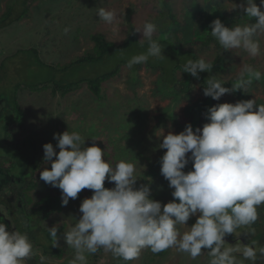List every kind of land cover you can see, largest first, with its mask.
<instances>
[{
	"label": "clouds",
	"instance_id": "clouds-1",
	"mask_svg": "<svg viewBox=\"0 0 264 264\" xmlns=\"http://www.w3.org/2000/svg\"><path fill=\"white\" fill-rule=\"evenodd\" d=\"M223 2L231 4L226 10H239L244 14L240 19L246 17L248 22L230 28L217 18L209 25L208 33L223 51L240 49L251 58L259 57L264 0L259 6L256 0ZM96 16L108 25L118 19L115 10L105 7H98ZM251 18L256 22L249 23ZM63 31L67 35L71 29L65 27ZM134 31L142 34L140 41H146L148 47L144 53L132 56L127 68L146 63L150 57L166 58L164 47L153 38L157 31L154 22L145 21L142 28L134 26ZM212 68L213 64L202 57L188 59L183 73L199 79L200 72L210 73ZM262 77L264 73L254 66L243 64L230 88L209 75L203 95L219 101L238 90L251 93L253 82ZM257 100L255 96L208 107L202 128L193 130L188 123L178 134L169 131L165 135L163 128L156 131L155 135L162 138L158 148L166 149L159 161L160 172L173 189L172 200L167 203L151 198V182L137 187V166L127 158L112 164L96 144L85 147L86 139L79 131L54 133L55 147L52 143L43 145V161L50 164V169L40 171V180L61 191L62 206L77 199L82 190L92 191L91 197L79 205V218L70 216L72 223L62 234L73 250L69 264H87L88 255L101 250L125 264H132L145 249L153 254L174 249L193 260L206 254L207 264H257L264 258V246H258L255 240L243 244L237 239L235 245L225 240L228 235H255L252 225L264 205V103ZM190 162L192 168L185 172ZM106 180L114 182V187L106 188ZM193 217L195 222L188 226ZM59 226L47 227L53 246H58ZM181 227L186 230L181 231ZM241 229L246 231H238ZM35 255L28 234L10 231L0 219V264H28ZM46 259L41 255V264Z\"/></svg>",
	"mask_w": 264,
	"mask_h": 264
},
{
	"label": "rangeland",
	"instance_id": "rangeland-1",
	"mask_svg": "<svg viewBox=\"0 0 264 264\" xmlns=\"http://www.w3.org/2000/svg\"><path fill=\"white\" fill-rule=\"evenodd\" d=\"M179 1L175 0V9L179 8ZM7 5L8 0H0V17ZM98 7L115 10L117 21L108 25L100 20L96 16ZM152 7L153 2L145 6L144 0H39L33 5L31 4L29 18L12 26L0 27V59L12 56L14 64L20 65L18 71L22 78L31 83L39 79L59 77L60 72L54 68L64 66L71 59H77L86 51L87 47L93 48V42L89 41L90 32L101 33L108 40L117 44H123L131 34H137L142 38L141 33L134 31V26L142 28L149 15L148 9ZM198 19L202 20L203 17L200 16ZM65 27L71 29L67 35L63 31ZM158 42L164 47V50L170 46V42ZM23 51H30L31 55L29 57L18 56ZM138 51L140 50L135 49V53L130 52L132 55H138ZM211 55H207V57L213 59L214 53ZM131 57L128 56L125 61ZM263 58L264 44L261 46V55L257 59ZM250 59L251 57L243 54L242 51L234 55L232 57L234 67L232 66L231 73L237 74L240 67L248 63ZM121 61H124L122 56L116 55V57L112 56L110 60L80 67L78 71L83 72L85 76L91 75L92 78H95V75H99L100 72L108 73L114 70L118 62ZM40 63H44L50 68L45 69ZM30 65H33L31 72H29ZM158 80L159 72H154L151 69L144 67L135 75V73L129 72L127 67H123L117 78L103 84L105 100H99L92 96L86 86H82L80 90L66 96H54L49 90L37 92L25 88L19 93L20 105L26 113L23 133L27 134V130H36L40 136L43 150L45 143H52L54 147L57 144V141L53 139L54 133L62 134L67 130L69 132L79 131L86 139L84 146L96 144L102 151H105V157L110 163L115 164L122 158H127L130 162L135 163L137 166L136 175L139 178L137 187L151 182V198L167 203L172 200L173 189L168 187V181L160 172L159 161L164 149L155 154L148 146L162 143V138L155 135L158 129L163 128L165 135L169 131L176 133L178 126L190 123L192 118L189 113L190 103L185 99L176 107L174 106L172 110L178 116V124L172 127L173 123L169 122L167 123L168 127H164L166 118L171 116V100L163 101L162 96L155 95L159 87ZM196 93L192 99L193 102L203 97L199 90ZM255 96L258 99H264V91L254 92L253 99ZM223 103L235 102L224 99ZM6 108H8L7 104L0 107V122ZM137 118L145 120L141 127H137ZM126 122H129V127H126ZM142 141L148 146L141 147ZM56 151L58 152L59 149ZM191 168L190 162L184 171L187 172ZM39 186L48 191L52 188L44 181H41ZM58 192L61 194L59 189ZM4 194H6L5 191ZM42 194L44 197L47 193L45 191ZM91 195V190H82L77 199H70L69 204L64 206L61 212L46 220L44 226L50 228L57 223L60 226L67 223V230L69 224L72 223L70 216L78 218L81 215L78 211L81 201L84 198H90ZM2 207L0 206V208ZM263 213H260L261 218H264ZM6 216L13 222L9 214L6 213ZM20 219L27 221L26 214L24 213ZM194 222L195 217L187 222L188 226ZM11 228L15 230V224H12ZM180 230L185 231L186 229L181 227ZM238 231H246V229ZM252 237L253 239L246 234H241L238 238L228 235L225 240L231 245H235L237 239L243 244H248L246 240L249 243L255 240L258 246H264V233L255 234ZM58 244L65 247L73 257V250L66 247L67 244L62 236L58 240ZM202 251L206 252L207 250L202 249ZM168 252L169 254L165 258H160L145 249L132 264H207L208 261L206 254L193 260L186 254L177 253L174 249H170ZM90 255L87 264H113L116 261L110 253H105L103 250ZM245 264H249V262L245 261ZM257 264H264V258L258 259Z\"/></svg>",
	"mask_w": 264,
	"mask_h": 264
},
{
	"label": "trees",
	"instance_id": "trees-1",
	"mask_svg": "<svg viewBox=\"0 0 264 264\" xmlns=\"http://www.w3.org/2000/svg\"><path fill=\"white\" fill-rule=\"evenodd\" d=\"M37 1L39 0H8V5L0 17V27L12 26L29 18L31 4L33 5ZM150 2H153V7L148 9L149 15L146 21H152L157 25V31L153 38L161 42H170V46L163 49L165 59L150 57L146 63L134 65L133 68L128 69L135 75L144 67L159 72L157 81L159 87L155 95L162 96L163 101L171 100V116L166 118L164 127H168L167 123L169 122L173 123L172 127L178 124V116L172 110L182 100L186 99L190 103L189 113L192 118L190 123L195 130L197 127L202 128L203 124L207 122L203 114L208 107L223 103L224 99L232 102L253 99L254 92L264 91V77H262L260 81L253 82L249 90L251 93L245 94L238 90L235 93L225 94L219 101L203 95V87L206 86L205 80L209 75L221 79L225 83V87H231V83L236 78V74L231 73L233 69L232 57L239 54L240 51L243 52L240 49L223 51L215 38L208 33L211 31L209 25L217 18L230 28L236 23H247L248 18L240 19L244 15L242 12L226 10L225 8H230L231 4L225 3L223 0L220 2L180 0L179 8L176 9L175 0H144V5L146 6ZM232 2L239 4L241 0H232ZM256 3L259 6L260 0H256ZM200 16L203 17L202 20L198 19ZM255 22L256 18L249 20V23ZM89 39L94 43L93 48L87 47L80 57L71 59L64 66L53 67L60 72L59 77L39 79L31 83L22 78L18 71L20 65L14 64L12 56L0 59V107L8 105L0 122V206H3L0 208V219H3V222L9 226L10 231L13 230L12 224H15V230L26 232L32 240L36 255L28 264H41V255L47 258L44 264H69L72 257L65 247L59 244L58 246L52 245L47 227L44 226L46 220L61 212L64 206L61 205V194L58 192V188L50 185L52 190L48 191L39 186L42 181L40 180V171L45 167L50 169V164L47 165V162L43 161L44 153L37 131L27 130V134L23 133L26 113L20 105V91H24L25 88L37 92L49 90L54 96H66L80 90L82 86H86L92 96L99 100H105L103 84L120 75L123 67H126L125 59L128 56H134L131 52L135 53V49H139L138 54H141L148 47L146 41L141 43V38L137 34H131L123 44L109 41L106 36L97 32H90ZM259 39L262 46L264 35ZM212 53H214V58H208L207 55L212 56ZM243 54L246 53L243 52ZM21 55L29 57L31 54L30 51H23L18 56ZM116 55H121L124 61L118 62L114 70L108 73L100 72L99 75L92 78L91 75L85 76L83 72L78 71L80 67L98 64L107 59L110 60L112 56L116 57ZM201 57L213 64L210 73L200 72L199 79L189 73H183V65L188 59L196 60ZM31 58L33 57L31 56ZM245 64H251L264 73V58H251ZM40 65L45 69L50 68L44 63H40ZM31 69H33V65L29 66V72ZM74 74L76 75L74 76ZM197 90L203 97L193 102L192 99L197 94ZM257 102L264 103V99L259 98ZM137 119V127H141L145 120ZM126 124V127H129V122ZM184 128L185 125L178 126L175 134L183 131ZM142 143L144 146L141 147L148 146L147 143L144 144L143 141ZM148 147L155 154L161 150L158 148V144ZM165 152L166 149L163 150V154ZM104 186L112 188L114 182L109 183L106 180ZM45 191L47 194L42 197V193ZM263 209L264 205L258 209V212L263 213ZM6 213L9 214L13 222L7 218ZM21 213L26 214L27 221L20 219L23 216ZM67 225L66 223L64 226H60L58 231L60 237ZM252 227L255 228V234L264 233V218L259 215L258 221ZM249 236L253 239L251 235ZM246 241L249 243L248 240ZM168 251L155 255L165 258L169 254ZM113 264H125V262L116 260Z\"/></svg>",
	"mask_w": 264,
	"mask_h": 264
},
{
	"label": "bare ground",
	"instance_id": "bare-ground-1",
	"mask_svg": "<svg viewBox=\"0 0 264 264\" xmlns=\"http://www.w3.org/2000/svg\"><path fill=\"white\" fill-rule=\"evenodd\" d=\"M89 41H90V39H89ZM110 41V40H109ZM113 42V41H112ZM93 46H94V43H93Z\"/></svg>",
	"mask_w": 264,
	"mask_h": 264
}]
</instances>
